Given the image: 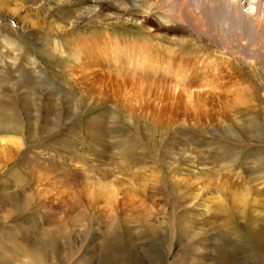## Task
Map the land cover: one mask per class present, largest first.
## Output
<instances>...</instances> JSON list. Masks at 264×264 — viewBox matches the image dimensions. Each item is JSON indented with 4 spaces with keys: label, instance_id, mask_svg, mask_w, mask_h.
Returning a JSON list of instances; mask_svg holds the SVG:
<instances>
[{
    "label": "rangeland",
    "instance_id": "1",
    "mask_svg": "<svg viewBox=\"0 0 264 264\" xmlns=\"http://www.w3.org/2000/svg\"><path fill=\"white\" fill-rule=\"evenodd\" d=\"M7 1L0 112L18 125L0 131V264L55 231L70 237L68 258L45 249L57 264H218L226 234L248 237L243 209L264 229L257 0H104L83 20L96 1ZM219 2L245 18L240 44L211 18ZM128 45L152 68L132 74Z\"/></svg>",
    "mask_w": 264,
    "mask_h": 264
},
{
    "label": "bare ground",
    "instance_id": "2",
    "mask_svg": "<svg viewBox=\"0 0 264 264\" xmlns=\"http://www.w3.org/2000/svg\"><path fill=\"white\" fill-rule=\"evenodd\" d=\"M95 1L97 4H94V6L93 5L87 6L88 8H86V9H88V10L77 12L74 15L75 19L83 20V19L87 18L89 15H91L92 11L94 9H96V7L99 10L101 2L104 0H94V2ZM200 1H202V3H204V4H207L209 2H212L213 0H200ZM243 1H247V0H243ZM5 2H8V1L5 0ZM257 2L259 4V8L262 11H264V5H262L261 0H257ZM16 4L13 8L14 11L12 14H14V12H17V10H18V8H16ZM19 4H21V3H19ZM222 4H224V3L219 2L217 4V7L216 8L214 7L212 9V11H210V16H211V18H212V16H215L216 19H219L220 24L224 29L231 30L234 35L236 34L237 35L236 39H237L238 43L240 44V41L242 39L241 35L244 34L247 31V29H249V26H248L245 18H240V16L242 14L238 16L237 14L239 12L236 14V12H237L236 10H235L236 12L231 11L232 9H230V7H228V6H225L226 4L223 7H220V6H222ZM138 6L140 7V9L142 8V10H140L142 12H141V14H139V17L136 20L139 21V23H142L143 21H145L147 14L149 12H151L152 9L150 8L149 5H147L145 3L144 4H138ZM89 7H91V8L89 9ZM93 7H95V8H93ZM126 7L124 8L125 10H127ZM0 12H1L2 17L3 16L5 17L7 14V13H2L1 9H0ZM7 16H10V15H7ZM131 18H132V16H131ZM165 21H167V20H165ZM213 26L215 27V25H213ZM98 41L99 40H97L96 43ZM91 46L92 45H89L87 50H89L91 48ZM42 48H44V47L42 46ZM126 49H127L126 51H128V52H126L127 56H129L127 59V61L129 62L128 65H129V67L131 65V67L133 69L132 74H134L135 71H142L143 69L149 68V67L152 68L150 62L145 57H134L131 54V52H129V51H132L131 45H128L126 47ZM71 51H74V50L72 49ZM120 52H123V48L121 50L117 51L116 53L120 54ZM72 55H76V54L73 53ZM122 57H123V55L120 56L119 59H122ZM133 60H135V62H132ZM114 62L116 63V60H114ZM159 64H161V65L163 64L165 67L169 68L170 63H169V60H165L163 57L161 60H159ZM249 64H251V63L249 62ZM180 78L182 79L183 76L179 77L178 79L180 80ZM184 80H183V83H184ZM11 110L12 109H9L5 112H0V131L1 130H10V129L14 128L16 125H18V123H16L17 120L14 119V114ZM15 146H17V148H18L20 146V142L17 141L15 143ZM128 159H129V156L127 155L126 157H124V161H122V164H124V165L127 164L129 162ZM81 198H82V196H81ZM11 204H13L12 205L13 208L20 209L23 207L22 205H19V204H14V203H11ZM5 212L9 214L10 210L6 209ZM241 217L245 218L246 223H245L244 230L248 234V237H242L243 235L238 234V233H237V236H239V237H237V238L230 237L232 235V232L230 234H226L224 238L232 239V240L229 242L227 241L228 243H226L225 247L222 244L220 245V250L218 251V258H219V260L217 262L218 264H252L250 261L255 262L254 264H260L263 260V257H264V237H262V235L264 234V229H263V227H257L256 226L259 222L258 217L251 215V214L248 215V210H244V209L241 212ZM230 220H231V218H230ZM262 226H263V224H262ZM55 232H53L51 234L52 237H47V238L46 237L45 238L44 237H33V238L29 237V238H31L30 242H32V243L27 245L26 247L21 246L19 244V242H10L9 245H12V248H14L13 252L20 255L23 258L26 257V260L23 261V264H57V262L60 258V255L62 253L64 254L65 258L70 255V251L68 249V247H69L68 239L70 237H58V234ZM58 233L59 234L61 233L63 235H67L68 231H62L60 229V230H58ZM105 239H106V237H103V238H101L100 241H101L102 245L107 247L110 244L111 238L107 237V242ZM107 243H109V244L107 245ZM54 244L60 245L62 247L61 250L63 252L60 250L62 253L57 252V253L53 254L55 249L53 250V248H52L51 251L48 250L49 253L51 252L50 253L51 255L48 254V252L45 251V249L47 248V245L49 247V246H53ZM9 245H7L8 246L7 248H9ZM231 253H232V255L230 257L229 254H231ZM233 254H235V256ZM16 257H14V258H16ZM61 257H63V256H61ZM260 257H262V258L260 259ZM159 260H161V259H159ZM174 264H176V262H174Z\"/></svg>",
    "mask_w": 264,
    "mask_h": 264
}]
</instances>
